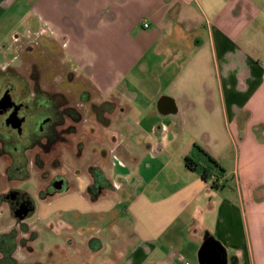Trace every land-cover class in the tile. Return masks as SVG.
Returning <instances> with one entry per match:
<instances>
[{
  "label": "crops",
  "instance_id": "crops-1",
  "mask_svg": "<svg viewBox=\"0 0 264 264\" xmlns=\"http://www.w3.org/2000/svg\"><path fill=\"white\" fill-rule=\"evenodd\" d=\"M33 6L46 24L41 34L62 43L102 100L112 102L114 117L119 112L122 120L126 104L134 103L131 90H141L145 109L162 117L147 131L156 146H143V155L128 146L124 154L135 164H119L143 185L126 194L133 193L127 241L137 242L128 261H146L165 236L178 235L171 262L200 264L199 250L212 237L227 249L229 264H264V34L254 27L264 26V0H36ZM164 96L165 113L158 105ZM172 127L178 136L190 132L218 159L232 174V188L217 191L186 168L194 145L178 146V167L169 159L176 151L161 145ZM113 184L117 191L120 183ZM113 192L96 203L75 193L60 198L76 202L65 209L103 213ZM86 242L80 246L87 251L62 264H90L104 246L98 237Z\"/></svg>",
  "mask_w": 264,
  "mask_h": 264
},
{
  "label": "rangeland",
  "instance_id": "rangeland-1",
  "mask_svg": "<svg viewBox=\"0 0 264 264\" xmlns=\"http://www.w3.org/2000/svg\"><path fill=\"white\" fill-rule=\"evenodd\" d=\"M34 1L36 0H0V69L5 70L12 66L29 77L31 70L34 69L33 65L37 64L36 68L41 74L43 85L50 88L53 85L52 87L55 89L64 90L70 97V103L82 111L84 119L76 125V128L81 131L80 134L89 135L91 127L95 126L96 123L90 104L82 102L81 95L87 93L85 92L87 90L91 95L90 97L102 100L101 94L93 85L90 76L76 67L77 62L73 63L70 60L62 48V43L59 49L57 43H53L54 45L49 43L51 40L46 36L47 33L41 34V29H46V24L35 10ZM254 27L256 31L264 34V26L261 21ZM256 42L257 40L252 39V44L255 45ZM70 76L71 79H69ZM139 91L141 90L130 91V97L134 103L126 104L127 111L122 120L119 112H117L113 124L98 125V141L103 146H111V149L114 150L111 153L112 179L115 183H120V188L117 191L114 190L110 195L112 203L103 210H106L103 213H95L94 211L84 213L76 209H65L72 207L69 205L75 206L76 202L72 199L60 198L62 195L53 200V205H51L52 199L39 200V207H45L41 210L39 208L24 220L29 225L30 230L24 232V222L15 218L1 197L3 193L8 191V185H10L4 172L5 165L8 163L6 159L10 157L6 156L0 159V234H11L17 230L20 240L21 238H30L31 232H38V237L33 242L28 241L26 246L20 243L17 245L14 256L20 264H36L38 260H42L44 264H54V258L58 259V256L63 254L66 258L61 260L60 264H62L72 259L78 251H82V249L87 251L88 248H84L80 244H84L89 237L100 238L104 246L90 256L92 260L90 264H132L128 259L137 242L127 241L133 235H130L132 217L126 209L132 200L133 193L127 197L126 194L127 192L138 193V191H142L143 185L138 182L139 186L137 187V178L133 177L134 180L127 178L126 169L121 168L119 164L124 163L126 166L135 164L129 162V157L124 154L125 148L128 146H134L135 154L140 155H143L141 154L144 152L143 146H156L154 144L156 143L155 136H151V134L147 136V131L157 120L155 116L159 115L157 112L154 114L155 111L148 112L145 109L149 102ZM161 118L159 115V119ZM164 134L166 136H163L161 146H170L176 151V155L173 154L169 159L175 161L178 167V146H192L194 145V138L190 132L178 136V129L173 127L171 132ZM76 135L70 141L72 145L81 140ZM150 140L153 143H149ZM72 148L73 146H56L54 152L28 151L30 178L21 184L14 182L11 185L14 187L21 186L23 189L28 188L29 192L37 196L40 190H44L53 175L60 174L68 177L67 179L73 184L70 193L74 192L82 196L84 193L85 195V188L89 181L87 167L90 162L94 163L98 158L90 157L86 151L87 154L79 159ZM230 158L233 162L234 156ZM57 165H61L60 168H54ZM109 170L110 168H108ZM229 175L232 176V174ZM159 178L162 179L163 174ZM227 183L228 185L224 188L214 189L218 191L232 188L231 177L228 178ZM70 193L68 194L70 195ZM70 238L74 240V244L69 240ZM163 240L164 245L158 246L146 261L139 264H178L177 259L172 262L169 259L174 250L178 251V235L165 236ZM32 247L34 248L33 251H31ZM84 255H89V250ZM106 260L109 262H104ZM70 262L69 264H71Z\"/></svg>",
  "mask_w": 264,
  "mask_h": 264
},
{
  "label": "flooded vegetation",
  "instance_id": "flooded-vegetation-1",
  "mask_svg": "<svg viewBox=\"0 0 264 264\" xmlns=\"http://www.w3.org/2000/svg\"><path fill=\"white\" fill-rule=\"evenodd\" d=\"M49 43H57L60 49L59 42L51 40ZM36 66L37 64L33 65L34 69L31 70L29 77L12 66L5 70L0 69V92L4 88L7 89L12 99L10 105L0 107V159L10 157L6 159L8 163L4 169L10 185H8V191L1 197L14 215L16 210L26 208L23 198L29 196L30 207L34 210L30 211L27 217L38 210L39 200H54L61 195H66L70 193L73 185L67 179L68 177H64L65 175L55 174L44 190L37 193V196L29 192L28 188L12 186L14 182L21 184L30 178L28 151L54 152L56 146H73L72 151H75L79 159L87 154V151L90 157L94 156L98 159L94 163L90 162L87 167L89 181L85 188V195L83 193L84 197L96 203L105 192L114 190L111 157L114 150L111 146H103L97 139L98 125L113 124L114 106L112 102L96 100L90 97L87 90L85 91L87 93L81 95V101L90 104L96 123L91 127L89 135H82L81 131L76 128V125L84 119L82 111L70 103V97L64 90L55 89L53 85L51 88L43 85L41 74ZM13 111H17L19 121L9 123L7 117ZM76 134L81 140L72 145L70 141ZM92 136L94 138H91ZM60 166L57 165L54 168L58 169ZM108 168H110L109 171ZM13 193H17L16 196L13 197ZM72 193L74 192L70 194ZM18 220L24 222L23 226H29L24 220ZM19 243L20 241L18 245ZM33 249L32 247L31 251Z\"/></svg>",
  "mask_w": 264,
  "mask_h": 264
},
{
  "label": "trees",
  "instance_id": "trees-1",
  "mask_svg": "<svg viewBox=\"0 0 264 264\" xmlns=\"http://www.w3.org/2000/svg\"><path fill=\"white\" fill-rule=\"evenodd\" d=\"M185 166L189 170L199 171L204 181L210 182L211 186L216 189L224 188L228 185V173L205 147L199 143H194L193 151L185 157ZM24 232H29V226H23ZM37 237L36 232H31L30 238H21L18 240V232L13 231L11 234H0V264H20L14 256V251L18 241L26 246L28 241H33Z\"/></svg>",
  "mask_w": 264,
  "mask_h": 264
},
{
  "label": "water",
  "instance_id": "water-1",
  "mask_svg": "<svg viewBox=\"0 0 264 264\" xmlns=\"http://www.w3.org/2000/svg\"><path fill=\"white\" fill-rule=\"evenodd\" d=\"M168 97L164 96L158 103L160 111L165 113L166 110H162L161 106L167 105ZM11 95L7 89H3L0 92V107L4 105L11 104ZM7 121L10 122H17L19 121L17 117V111H13L7 117ZM17 193H13L12 196H16ZM26 208L16 210L14 212V216L17 219L24 220L30 213L33 211L34 208L30 207V197L27 196L23 198ZM199 261L200 264H229V257L227 249L216 239L210 237L208 238L201 246L199 250Z\"/></svg>",
  "mask_w": 264,
  "mask_h": 264
},
{
  "label": "built area",
  "instance_id": "built-area-1",
  "mask_svg": "<svg viewBox=\"0 0 264 264\" xmlns=\"http://www.w3.org/2000/svg\"><path fill=\"white\" fill-rule=\"evenodd\" d=\"M143 25H144L145 28L150 26L149 22H147V21Z\"/></svg>",
  "mask_w": 264,
  "mask_h": 264
}]
</instances>
